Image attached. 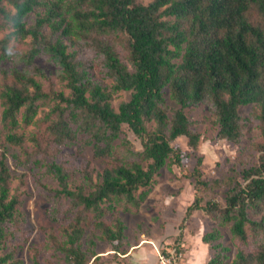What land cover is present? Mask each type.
Listing matches in <instances>:
<instances>
[{
    "label": "trees",
    "instance_id": "obj_1",
    "mask_svg": "<svg viewBox=\"0 0 264 264\" xmlns=\"http://www.w3.org/2000/svg\"><path fill=\"white\" fill-rule=\"evenodd\" d=\"M31 14L35 18L29 24ZM0 17L12 30L0 41V49L5 51L12 37L29 39L27 62L49 55L70 91L69 95L46 92L37 79L44 73L37 66L31 73L13 69L9 81L2 83L0 264H19L15 252L7 250V225L21 219V200L12 189L15 173L9 153L13 147L23 149L29 139L40 145L37 137L16 130L21 123L32 124L39 102L48 98L56 101L46 125L53 142L60 146L83 135L96 157L109 160L97 173L95 185L89 174L78 184L63 165L49 166L58 182L56 195L69 199L78 209L62 230L63 243L50 234L53 246L65 254L69 264H94L99 258L93 255L91 261L82 249L88 214L94 215L92 224L104 240L121 242L124 222L115 217L108 223L106 213L121 203L138 207L165 166L181 165V152L172 146L178 138L186 137L189 147L197 152L201 136L191 129L184 109L202 102L213 106L218 137L231 143H238L243 135L240 109L251 105L258 110L261 154L254 165L238 172L223 206L214 201L201 205L198 193L208 183L203 179L202 158H198L190 174L195 201L186 210L175 245L184 237L186 221L196 210H203L229 225L232 236L242 243L248 241L249 230L261 236L256 249H238L229 264H264V0H151L148 4L138 0H0ZM112 32L127 37L132 68L121 60L110 40L101 37ZM78 39L90 42L103 58L113 80L111 87L91 79L75 49ZM118 92H129L130 98L116 110L113 100ZM168 98L177 106L172 115ZM124 126L143 148L140 159L129 163H122L115 154ZM140 190L144 191L137 196ZM252 214L258 219L253 220ZM220 238L215 230L202 241L212 245ZM213 248L215 254L205 264H227L229 249L221 244Z\"/></svg>",
    "mask_w": 264,
    "mask_h": 264
},
{
    "label": "rangeland",
    "instance_id": "obj_2",
    "mask_svg": "<svg viewBox=\"0 0 264 264\" xmlns=\"http://www.w3.org/2000/svg\"><path fill=\"white\" fill-rule=\"evenodd\" d=\"M138 1L148 4L151 0ZM34 18V14L29 15L28 23L32 24ZM11 32V27L0 17V41ZM101 37L109 39L121 60L132 68L127 37L118 32ZM77 41L75 49L79 52L78 58L84 63L91 79L111 87L113 80L107 75L103 58L90 42L84 39ZM30 48L29 39L17 40L12 37L6 50L0 49V90L2 83L9 81V73L13 69L31 73L33 67L37 66L44 73L38 75L37 79L46 92L62 91L69 95L70 91L61 77V69L49 55L42 54L35 57L32 63L27 62L24 57ZM129 98V92H118L114 95V108L118 110L119 105ZM167 103L172 115V109L177 106L169 98ZM55 104L52 98L39 102L34 122L30 125L21 123L16 130L29 137H37L40 145L29 139L23 149L13 147L9 153V163L15 173L12 189L21 200V219L7 225V250L15 252L19 264H69L65 254L53 246L50 234L56 235L63 243L65 238L62 230L74 219L78 209L73 207L69 199L56 195L58 182L49 166L53 163L63 165L78 184L84 183V176L89 174L92 185H95L99 182L97 173L109 163L108 159L94 155L93 146L83 135L74 142L60 146L53 142L46 125ZM184 111L191 122V129L201 136L197 152L189 147L186 137L178 138L172 146L181 152V165L165 166L155 176L146 198L138 207L121 203L115 210L106 213L104 218L108 223L115 217L124 222L126 231L121 242L104 240L101 231L92 224L94 215L88 214L82 249L91 261L93 255L99 257L94 264H205L215 254L213 246L216 244L229 249V264L238 249L252 251L261 244V236H256L251 230L246 243L236 240L229 225L222 224L203 210H196L185 223L181 243L175 245L186 210L195 201L196 190L190 174L197 167L198 158H202L203 179L208 183V187L201 188L198 193L202 197L201 205L214 201L223 206L225 193L231 188L238 172L258 161L261 154L259 145L263 141L258 110L251 105L240 109L243 135L238 143L218 137L217 120L211 103L192 104ZM1 114L0 102V133ZM149 127L153 129L154 125ZM122 132L121 139L115 143V154L120 158L119 161L129 163L139 160V153L143 151L140 140L127 126L123 127ZM251 218L258 219L254 214ZM215 230L219 231L221 238L212 245L204 244L203 236Z\"/></svg>",
    "mask_w": 264,
    "mask_h": 264
},
{
    "label": "crops",
    "instance_id": "obj_3",
    "mask_svg": "<svg viewBox=\"0 0 264 264\" xmlns=\"http://www.w3.org/2000/svg\"><path fill=\"white\" fill-rule=\"evenodd\" d=\"M204 264V263H203Z\"/></svg>",
    "mask_w": 264,
    "mask_h": 264
}]
</instances>
